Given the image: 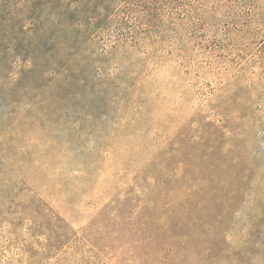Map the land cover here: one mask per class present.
Listing matches in <instances>:
<instances>
[{
  "label": "rangeland",
  "instance_id": "1",
  "mask_svg": "<svg viewBox=\"0 0 264 264\" xmlns=\"http://www.w3.org/2000/svg\"><path fill=\"white\" fill-rule=\"evenodd\" d=\"M0 264H264V0H0Z\"/></svg>",
  "mask_w": 264,
  "mask_h": 264
}]
</instances>
